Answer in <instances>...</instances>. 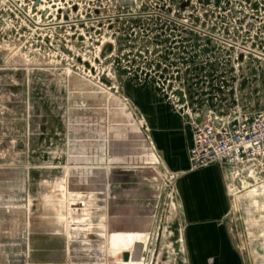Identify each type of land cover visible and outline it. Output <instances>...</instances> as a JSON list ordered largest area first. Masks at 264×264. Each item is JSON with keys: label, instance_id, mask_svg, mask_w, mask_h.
I'll return each instance as SVG.
<instances>
[{"label": "rangeland", "instance_id": "obj_1", "mask_svg": "<svg viewBox=\"0 0 264 264\" xmlns=\"http://www.w3.org/2000/svg\"><path fill=\"white\" fill-rule=\"evenodd\" d=\"M135 1L0 0V264H124L130 237L151 239L146 264H195L153 137L164 118L126 85L150 87L191 134L200 90L264 110V0ZM245 190L234 244L264 264V185Z\"/></svg>", "mask_w": 264, "mask_h": 264}, {"label": "crops", "instance_id": "obj_2", "mask_svg": "<svg viewBox=\"0 0 264 264\" xmlns=\"http://www.w3.org/2000/svg\"><path fill=\"white\" fill-rule=\"evenodd\" d=\"M222 93L220 90L210 93L212 97L208 101L204 100L201 90L194 94V113L207 106L218 108L228 104L224 103L225 95ZM125 94L148 115L158 112V116L164 118L156 125L160 131L153 137L163 152L166 166L179 178L177 190L184 219L182 240L186 244L187 255L194 258L195 264H246L234 244L229 223L233 207L229 174L219 166L191 171L189 150L192 134L172 113L173 108L150 87L134 80L127 83ZM156 104L162 107H156Z\"/></svg>", "mask_w": 264, "mask_h": 264}, {"label": "built area", "instance_id": "obj_3", "mask_svg": "<svg viewBox=\"0 0 264 264\" xmlns=\"http://www.w3.org/2000/svg\"><path fill=\"white\" fill-rule=\"evenodd\" d=\"M10 4L17 7L13 1ZM16 10L22 15L25 13L21 8ZM190 110L193 130L189 150L190 170L212 166L225 169L230 176L229 192L233 203L238 202V196L246 194L245 185L248 188L262 187L264 110H247L240 104L219 105L218 108L207 106L197 113L194 109ZM145 255L148 256L147 253Z\"/></svg>", "mask_w": 264, "mask_h": 264}, {"label": "bare ground", "instance_id": "obj_4", "mask_svg": "<svg viewBox=\"0 0 264 264\" xmlns=\"http://www.w3.org/2000/svg\"><path fill=\"white\" fill-rule=\"evenodd\" d=\"M92 1H94V0H92ZM47 26V25H46ZM69 177V176H68ZM71 179H69V178H67L68 179V181L70 180H72V178L73 177H70ZM67 181V182H68ZM74 181V180H73ZM68 184V183H67ZM246 186V185H245ZM251 199V198H250ZM254 199V198H253ZM252 199V200H253ZM86 206V205H85ZM67 214V213H66ZM68 215V214H67ZM69 215H70V213H69ZM66 217H64V219H65ZM68 218L69 217H67V220H68ZM63 221V220H62ZM60 222V221H59ZM61 223V222H60ZM63 223V222H62ZM81 223H82V221H81ZM55 224V223H54ZM66 224L67 225H65V227H66V230L68 231V232H71L72 230H76V232H79V230H80V228L83 226L82 224L80 225V223H78V222H66ZM64 226V225H63ZM144 234V233H143ZM146 234V233H145ZM142 237V236H141ZM134 239L133 238H131L130 237V239H129V243H130V246H129V248L127 249V251H122L121 253H119V255H118V258H119V260L120 261H122L123 262V259H124V257H125V255L127 254V255H133V253H134V251H135V248H136V246L137 245H142V253H143V255H142V257L144 258V260L142 261H140V262H134L133 260H130V261H125L124 260V264H146V255H145V253H148V252H150V248H151V239H146V240H139V241H133ZM133 251V252H132Z\"/></svg>", "mask_w": 264, "mask_h": 264}, {"label": "water", "instance_id": "obj_5", "mask_svg": "<svg viewBox=\"0 0 264 264\" xmlns=\"http://www.w3.org/2000/svg\"><path fill=\"white\" fill-rule=\"evenodd\" d=\"M77 2L80 3H87V2H91L92 0H76ZM136 1L135 0H119V4L122 7H133L135 5ZM142 245H137L135 248V251L133 253V255H125L124 260L125 261H130L133 260L134 262H140L142 260Z\"/></svg>", "mask_w": 264, "mask_h": 264}]
</instances>
